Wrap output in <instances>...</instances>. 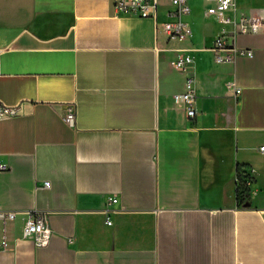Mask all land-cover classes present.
<instances>
[{"label": "crops", "instance_id": "0c3cea01", "mask_svg": "<svg viewBox=\"0 0 264 264\" xmlns=\"http://www.w3.org/2000/svg\"><path fill=\"white\" fill-rule=\"evenodd\" d=\"M188 2L178 41L162 26L170 0L154 18L111 0H0V101L20 103L0 119V210L16 213L0 220V264H264V24L238 33L207 14L213 0ZM234 8L264 19V0ZM220 33L252 56L216 63ZM181 50L193 119L173 102ZM30 212L46 216L44 247L20 237Z\"/></svg>", "mask_w": 264, "mask_h": 264}, {"label": "built area", "instance_id": "2783aa9c", "mask_svg": "<svg viewBox=\"0 0 264 264\" xmlns=\"http://www.w3.org/2000/svg\"><path fill=\"white\" fill-rule=\"evenodd\" d=\"M113 7L119 11L126 13L137 14L139 17H152L155 16L156 0H111ZM173 7L168 12L169 21L163 23V30L169 39L184 40L191 36L190 27L182 20V17L189 12L188 0H170ZM213 6L207 8L206 12L213 15L217 22L222 25H235L238 33H251L257 32L264 24V19L258 16H236L234 8V0H213ZM213 52L214 61L216 63L232 62L239 56H252L251 50L241 49L234 47L227 42L226 34H218L210 47ZM1 57V49H0ZM193 61V57L184 50L179 51L177 56L171 62L176 70L185 72V88L182 92L173 95V102L176 106H180L189 119H193L196 115L195 102L196 93L194 90V78L189 73V67ZM234 94H239L240 90L233 87ZM20 103L14 105H7L0 101V119L12 117L19 113ZM63 122L69 126L75 125V106L73 103L66 105L65 111L62 114ZM264 147L260 149L263 150ZM5 165L0 164V169H4ZM251 181H245L248 187V194L250 192ZM43 186L48 187L49 181H45ZM111 203L116 202L114 198L109 199ZM16 213L13 211L0 210V220L13 221ZM105 222L111 225V220L106 217ZM51 235L50 227L47 223L46 216L36 212L27 213L23 219L21 228V238L30 239L38 247H44L48 244ZM8 242L6 240L5 230L0 239V248H7Z\"/></svg>", "mask_w": 264, "mask_h": 264}, {"label": "trees", "instance_id": "16d2710c", "mask_svg": "<svg viewBox=\"0 0 264 264\" xmlns=\"http://www.w3.org/2000/svg\"><path fill=\"white\" fill-rule=\"evenodd\" d=\"M237 202L241 205L248 196V187L245 185V181L248 179V175L237 172Z\"/></svg>", "mask_w": 264, "mask_h": 264}, {"label": "rangeland", "instance_id": "374dc122", "mask_svg": "<svg viewBox=\"0 0 264 264\" xmlns=\"http://www.w3.org/2000/svg\"><path fill=\"white\" fill-rule=\"evenodd\" d=\"M170 19L168 18L167 21H169Z\"/></svg>", "mask_w": 264, "mask_h": 264}]
</instances>
